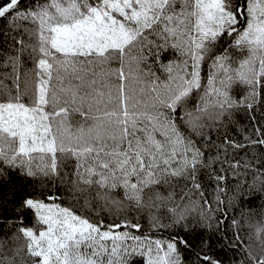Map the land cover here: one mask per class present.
I'll return each instance as SVG.
<instances>
[{
  "label": "snow or ice",
  "instance_id": "snow-or-ice-1",
  "mask_svg": "<svg viewBox=\"0 0 264 264\" xmlns=\"http://www.w3.org/2000/svg\"><path fill=\"white\" fill-rule=\"evenodd\" d=\"M0 20V180L9 173L59 179L85 207L123 204L112 196L119 189L140 208L146 189L182 179L191 185L183 195L199 199L169 209L177 224L197 208L201 215L213 210L202 172L217 182L220 210L223 167L240 164L227 149L264 146V125H254L255 139L246 143L225 134L215 145L211 136L225 117L264 98V0H0ZM169 50L178 58L164 62ZM25 61L33 68L22 73ZM70 114L92 123L73 130ZM207 146L215 156H205ZM68 160L75 161L71 174L63 171ZM56 199L16 196L26 245L0 255V264H129L137 248L147 264H182L177 245L191 250L187 239L115 231L138 230V223L94 224ZM28 213L39 229L23 226ZM255 235L257 247L237 244L248 264H264V225ZM196 264L220 262L197 253Z\"/></svg>",
  "mask_w": 264,
  "mask_h": 264
},
{
  "label": "trees",
  "instance_id": "trees-1",
  "mask_svg": "<svg viewBox=\"0 0 264 264\" xmlns=\"http://www.w3.org/2000/svg\"><path fill=\"white\" fill-rule=\"evenodd\" d=\"M3 24L4 21L0 20V25ZM236 56L240 58L239 54ZM176 58L178 57L172 50L164 53L161 57L164 62ZM151 62V58H149V63ZM115 66L113 65V67ZM32 68L33 64L25 61L21 71L22 73L30 72ZM156 70L157 74H160L159 70ZM207 72L208 66L204 65L201 71L202 83H204L203 78L207 76ZM236 93L242 94L243 86H238ZM69 121L73 130L80 125L87 128L92 123L90 120L85 122L79 114H70ZM254 125H264V98L258 101L252 110L238 109L230 120L225 117L220 131L213 130L211 133L212 140L215 145H221L225 134H227L228 138L236 143H246L248 137L255 139ZM227 151L229 160L232 163L238 160L240 164L235 168L228 165L223 167L225 179L219 182V187L223 189L220 210H215L214 202L217 194V182L209 177L208 172H202L200 183L204 195L212 203L213 210L201 215V209L197 208L195 211L188 212L185 220L177 224L173 223L174 216L169 212V209L176 208L179 212L189 206L191 201L199 199L198 195L194 193L183 195L188 193L191 185L182 179L173 180L170 185L146 189L143 193L144 203L140 208L124 200L122 190L119 189L113 192L112 196L123 200V204L116 206L103 201H93L90 207H85L83 199L77 203L71 198L67 185L61 184L59 179L52 181L42 178L28 180L9 173L7 180H0V243L3 244L0 255L11 256L12 249L25 247V238L17 232V229L22 225L16 222L17 214L14 211L13 200L18 195L31 194L41 199L55 195L57 197L56 204L71 208L76 214L94 224L100 221H103L104 224L138 223L141 225L138 230L123 228L115 231H127L130 235L139 236L142 239L145 236L151 240L163 242L178 238L187 239L191 242V250L177 245L182 264H196L197 253H209L220 264H242V262L248 264L246 253L237 244V240L239 239L245 245L258 246L255 229L264 225V146L257 145L236 151L229 148ZM215 155V148L207 146L205 156ZM74 163V160H68L63 165V171L71 174ZM215 167L219 172L220 166L215 165ZM61 178H63V172ZM20 189L23 191H19ZM157 193L162 199L157 198ZM170 193H173L172 199H167ZM201 203L203 202L201 201ZM233 220L237 223L233 224ZM23 226L40 228V225L34 222L31 213L24 217ZM106 243L111 246L110 241ZM124 243L135 245L136 242L128 240ZM23 255L24 252H21V256ZM28 264H31L30 260ZM129 264H147V256H141L140 249L137 248L135 254L130 256Z\"/></svg>",
  "mask_w": 264,
  "mask_h": 264
}]
</instances>
